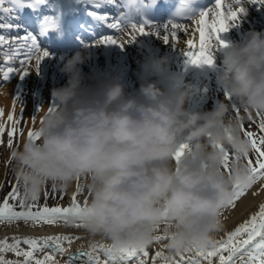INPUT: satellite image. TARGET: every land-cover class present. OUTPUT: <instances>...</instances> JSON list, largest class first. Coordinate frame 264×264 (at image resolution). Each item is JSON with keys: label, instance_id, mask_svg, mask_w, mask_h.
Wrapping results in <instances>:
<instances>
[{"label": "clouds", "instance_id": "1", "mask_svg": "<svg viewBox=\"0 0 264 264\" xmlns=\"http://www.w3.org/2000/svg\"><path fill=\"white\" fill-rule=\"evenodd\" d=\"M227 44L219 49L216 85L231 103L218 100L203 112L186 106L193 93L167 57L146 62L166 81L163 88L142 83L127 94L109 78L85 86L82 66L91 52L83 45L63 62L67 83L52 89L55 106L41 107L39 139L26 137L14 150L23 193L30 199L49 184L65 189L87 177L90 235L117 248L151 246L163 226L172 254L210 245L223 227L218 212L232 185L248 178L242 158L251 148L232 105L264 115V32ZM182 143L189 147L177 164ZM230 154L241 160H232L229 175L223 164Z\"/></svg>", "mask_w": 264, "mask_h": 264}, {"label": "snow or ice", "instance_id": "2", "mask_svg": "<svg viewBox=\"0 0 264 264\" xmlns=\"http://www.w3.org/2000/svg\"><path fill=\"white\" fill-rule=\"evenodd\" d=\"M13 6L12 8L2 7L5 0H0V11L9 13L16 9H23L25 7L37 8V6L44 5L46 0H28L26 4L24 0H8ZM84 2V0H82ZM95 4V8H100L101 4L113 5L116 0H90ZM154 4L156 0H151ZM250 3L264 6V0H249ZM194 0H179V6L174 13V17L167 21L166 24L156 25L144 17L143 9L147 6L145 0H121L117 7H124L126 11L119 16L111 18L112 22H108L110 17L99 15L96 11L88 12L96 20L106 24L107 29H112V34H107L95 40V45L105 46H119L125 47L123 40L119 38V33L124 32L125 29L130 28L131 32L128 36V43H133L137 40V35L143 36H157L161 34V29L164 31L163 42L169 43V35L173 39L177 37L178 31H188V29L179 22V19L193 20L196 19L195 32L198 33V41L193 37L186 41L187 50L182 52L186 57V65H207L213 66L215 63V51L222 47H227L228 44L220 39V35L229 31L231 27L237 25L239 13H243L245 9L240 7L238 11L233 10L232 4L225 5L224 0H215L214 9L208 8L201 10L198 14H194L192 7ZM233 3L240 5L241 0H233ZM211 15V19L209 18ZM59 26V17H45L41 25V35H47L50 31H55ZM13 28L11 24L0 25L2 28ZM151 28L153 31H147ZM7 46L8 51L3 52L5 57L4 68H0L3 73V81H8L15 69L9 62L18 58L23 52L24 59L21 60L23 66L33 57L36 60L37 72L41 62L49 57L50 53L46 50L41 52L37 43L36 37L26 33L22 37H14L9 41L3 34H0V49ZM171 47L175 48V44ZM215 50V51H214ZM27 71L23 72L21 79L27 76ZM224 96L228 103H231V97L227 90H224ZM19 97H17L18 99ZM13 112L7 116V121L11 125L7 130V147H13V138L16 135L18 125L22 124L21 119H17ZM51 111V109H49ZM232 110L236 113V118L239 121V131L243 133V137L247 139L250 144L251 151L245 152L243 156L244 166L248 170V178L246 183H235L232 185V198L221 205L218 215L223 216L225 209H234L236 203L244 197L246 192L251 189L258 182L264 190V115L256 112L259 117V122L256 125L258 132L245 130L243 127V117L239 115L240 108L232 105ZM248 113V119H252V113ZM4 116L3 110L0 109V119ZM32 121L35 123V116H32ZM6 125L0 122V137L5 134ZM20 134L23 135L22 130ZM40 133L35 130H29L27 137L29 140L37 141ZM0 143H3L0 140ZM187 144H181L174 154V158L179 164L185 151L188 149ZM251 154V156H250ZM15 152H11L13 159ZM230 155L225 156L223 169L230 175L231 168L229 163ZM232 160L239 162L240 156H232ZM77 178V184L72 193L68 206H61L59 204L49 206L47 199L49 193L44 192L45 203L40 205L38 203L39 196H32L30 199L26 193L21 194L19 187L21 184L20 177L17 174L16 181L12 185L10 192L0 201V223L11 224L13 222L23 221L24 223H31L34 225H57L59 223L74 224L76 227H84V221L88 214L87 204L88 199L81 201L79 195L82 192V187ZM56 186L53 185V192ZM257 193H253L256 195ZM66 195V188L62 191L60 199ZM90 195V193H88ZM15 202V203H13ZM80 237L70 234H56L43 237L31 236H12L0 238V264H60L57 259L58 256H67L64 264H74V260L80 257H87L85 264H264V202L260 203L258 210L251 213L247 219L239 223L233 230L227 231L225 235L219 239L214 238L212 243L205 247H194L192 249H184L177 251L174 254L165 255L162 250L151 253L149 246L142 247H123L117 248L114 245L94 241L91 242L87 251L79 250L77 253H70L69 249L75 240ZM170 237L165 233L164 235H155L153 243H160L168 241ZM67 245V246H66ZM165 248L166 244L164 245ZM13 253L18 259L9 260L5 258V254ZM185 254H188L187 256ZM22 259H19L21 258Z\"/></svg>", "mask_w": 264, "mask_h": 264}, {"label": "bare ground", "instance_id": "3", "mask_svg": "<svg viewBox=\"0 0 264 264\" xmlns=\"http://www.w3.org/2000/svg\"><path fill=\"white\" fill-rule=\"evenodd\" d=\"M2 7L6 8H12L13 6L8 2V0H5V4ZM246 14H249L250 20L248 23L241 22L237 24V30L239 29L240 32H248L249 33V27H260L264 28V23H260L256 19L257 16L252 15L251 12H249L248 9H246ZM21 15L18 11L13 10L9 13H3L0 11V25H6L7 20H11L12 23H16L15 21L20 19ZM252 20H254L252 22ZM256 20V21H255ZM13 25V24H11ZM196 24L193 23V26L191 25L188 28V31H178L177 37L173 39L171 35H169V43L165 44L163 42V33L160 34L159 37L153 35L149 36H143L140 37L137 35V40L133 43H125V51L130 52L132 56L135 58L134 62V68L131 69L129 65L122 64L118 61H116V57L119 55H122L119 53L120 47L114 48L111 50L110 46H106L105 50L102 51L99 47L94 46L93 49L97 51L100 55H97L94 50H90L91 52V59L86 61L91 68L98 69L99 73H105L103 76L105 78L113 79V73L120 75V77L124 80L123 83L127 84L129 82V79L126 77L130 72H133V74L139 75L137 72L134 71V69H140V70H147V59L144 55L139 53V49L145 50L147 52V55L149 58H158V57H167L169 62V68L172 72L174 66L178 64V67L174 69V73L178 74V76L186 77L190 73L189 76L186 77L182 87L186 88L188 84H192V87L186 88L189 91L193 93L192 98L190 102L186 105L188 109L194 110L195 107L202 108V105H204L205 102H207V99H209V96L212 95V103L208 107L206 111H209L213 108L214 104L218 100H225L227 102L226 97L224 96V90L222 89L221 92H217L219 87L216 85V73L219 68V56L215 52V62L217 65V70L214 73H211V70L209 71V68L211 66L207 65H186L185 60L186 57L182 55L183 51L187 50V44L186 41L189 38H195L198 41V33L195 32ZM232 28V27H231ZM230 28V29H231ZM9 28H2L0 30L2 31H9ZM12 29H16V27H13ZM257 31V30H252ZM264 31V30H263ZM238 33V32H236ZM25 34L21 35L20 37L24 36ZM129 35H121L119 38L123 41H128ZM227 40L225 42L231 43L235 42L234 37L235 34L233 32L226 33ZM246 36V35H245ZM243 37V40L245 38ZM9 41H12L13 38L9 36H5ZM144 44L147 48L144 46H140L139 49L134 46L133 44ZM172 44H175V48L171 47ZM3 51L0 52V64H4L5 57L3 55V52L8 51L7 46L5 45L2 49ZM81 50V49H80ZM44 50L42 49L41 52ZM78 51V50H77ZM76 52V51H75ZM74 52V53H75ZM74 53H70V55H73ZM54 54V53H53ZM56 55V56H55ZM24 59L23 52L20 53L19 58L14 59L13 61L9 62L11 66L15 69L14 73L11 74L10 79L18 78L21 79V75L23 72L27 71L28 75L25 76L22 81L29 84L31 87L28 88L29 90L20 89V85L18 82H15L11 86L3 85L0 86V109L3 110L4 116L2 119H0V122L7 123V116L9 113L13 112V102L15 101L14 106V114L18 110L19 106L22 107L20 104L22 98L26 100L25 105V119L29 118L30 123H32V109L30 107L31 100L38 99L39 103L45 102V98L47 97L46 91H52L54 88L62 87L67 83V76L64 77V74L60 71V69L63 66V62L67 59L66 57H62L58 54H50L49 57H46L39 66V71L37 72L36 68V60L35 57H33L30 61L26 62L23 66L21 65V60ZM139 59H142L146 65H140ZM131 57L128 53H124L121 57V61H130ZM94 63L95 66H92ZM104 67H103V66ZM18 67V69H17ZM201 70V71H200ZM118 72V73H117ZM197 75L193 79V77ZM204 72V73H202ZM90 73L93 76H96V72L90 71ZM173 73V72H172ZM1 75V74H0ZM92 75H87L85 77L86 80L94 79ZM18 76V77H16ZM64 78V80H63ZM50 79L49 83H46L47 80ZM98 82L102 79L99 77L97 78ZM199 80V81H198ZM65 83L63 84V82ZM131 81H136V79L131 78ZM195 81H198L197 83ZM97 82V83H98ZM85 86H89L88 82H84ZM166 84H162L160 87L163 88ZM125 92L127 94H133L136 92V88L129 86L127 88H124ZM24 90L21 97L17 99L18 92H21ZM217 92V93H216ZM228 103V102H227ZM48 105V103H45ZM232 110V109H231ZM241 110V109H240ZM233 111V110H232ZM199 112V111H195ZM244 111L241 110L239 115L243 116ZM254 114L252 113V118L254 117ZM233 116H236L232 114ZM259 118V117H258ZM38 119H40V115L38 116ZM258 123H256L257 125ZM85 177H80L79 183L82 187L83 180ZM77 184V179L72 182L70 185L71 193L74 192L75 187ZM253 193H257L256 195H253ZM264 202V190H262L260 183L258 182L256 185H254L251 189L247 191V193L242 197L241 200L236 204L234 209L228 210V212L223 213V216L221 217L222 222V229L215 234V238L219 239L225 235L227 231L233 230L239 223L244 221L249 217L251 213H254L258 210V206L260 203ZM56 234H70L74 236L80 237L79 240H75L69 251L72 254L77 253L79 250L87 251L89 248V245L91 242L98 241L107 243L105 240L100 238L99 236H92L90 235L84 227H76L74 224H64L59 223L57 225H34L31 223H24L23 221L19 222H13L11 224H4L0 223V238L4 237H12V236H31V237H43L48 235H56ZM159 235H164L165 232L163 231V226L158 232ZM167 243V241H162L160 243H153L151 246H149V251L151 253H154L155 251L162 250L165 255H169L170 252L167 248L164 247V245ZM67 246V245H66ZM186 256L188 254H185ZM5 258L9 260H15L18 259L15 257L13 253H7L5 254ZM19 259H22L19 258ZM57 259L60 261V264H64L65 260L67 259V256H58ZM87 260V257H80L78 260H74V264H85V261Z\"/></svg>", "mask_w": 264, "mask_h": 264}, {"label": "rangeland", "instance_id": "4", "mask_svg": "<svg viewBox=\"0 0 264 264\" xmlns=\"http://www.w3.org/2000/svg\"><path fill=\"white\" fill-rule=\"evenodd\" d=\"M3 50L0 49V52H2ZM5 65L0 64V68H4ZM18 68V67H17ZM0 86L3 85H8L11 86L10 84H14L15 82H18V84L20 85V89H25V90H29L28 88H30L31 86L27 83H25L24 81H22L21 79L18 78H14V79H9L8 81H3V73L2 71H0ZM18 77V76H16ZM65 83V81L63 82V84ZM89 86H93V84L91 82H89ZM24 90H22L21 92H18L17 97H21L23 94ZM47 97L45 98V102L43 103H39L38 99H34L33 101L31 100L30 102V107L32 109V116H35V123H30L29 118L25 119V105H26V100L22 98L20 104L22 105L19 106L18 110L16 111V113L14 114L15 118L17 119H21V114H22V124L18 125V131L16 133V135L13 138V147L10 149L7 147V140H8V136H7V130L10 129L11 125L9 124V122L5 123L6 125V129H5V134L0 137V140L3 141V143H0V195H2V200L4 199V197L10 192L12 185L15 183L16 181V177H17V173H16V165L14 160L11 158V152L14 151L15 149H17L20 144L21 141L27 137V133L29 130H35L36 127L38 126V116L40 115L41 117V112L42 106H45V103H48V106H55V102L51 96V91H46ZM254 116L256 117V121L254 123H251V121H247L245 123H243V127L245 130L248 131H253V132H258V129L256 127V123L259 122L258 117L254 114ZM20 130H22L23 135L20 134ZM241 135L243 136V133H241ZM251 156V154H250ZM231 159L232 156L230 154V160L229 163H231ZM87 183H88V178L85 177L83 180V185H82V192L79 195V199L81 201H83L84 199H88L89 195H88V191H87ZM20 193L23 194V189L22 186L20 184L19 187ZM65 189H60L57 188L55 189V192H53V186L51 184L47 185L44 190L40 193V199L38 201V203L40 205H43L45 203V198H44V192L47 191L49 193V198L47 199V204L49 206H53L56 204H59L61 206H68L69 205V201H70V197L72 195L71 193V189L70 186L66 188V195L64 196L63 199H60V195L62 193V191H64ZM15 203V202H13ZM229 210L225 209L223 213L227 212ZM5 224V223H4Z\"/></svg>", "mask_w": 264, "mask_h": 264}]
</instances>
